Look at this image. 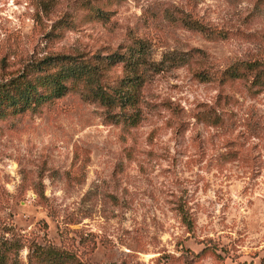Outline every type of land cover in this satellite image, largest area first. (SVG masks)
Listing matches in <instances>:
<instances>
[{
    "label": "rangeland",
    "instance_id": "1",
    "mask_svg": "<svg viewBox=\"0 0 264 264\" xmlns=\"http://www.w3.org/2000/svg\"><path fill=\"white\" fill-rule=\"evenodd\" d=\"M61 55L89 72L35 100ZM27 83L0 264H264V0H0V96Z\"/></svg>",
    "mask_w": 264,
    "mask_h": 264
},
{
    "label": "trees",
    "instance_id": "2",
    "mask_svg": "<svg viewBox=\"0 0 264 264\" xmlns=\"http://www.w3.org/2000/svg\"><path fill=\"white\" fill-rule=\"evenodd\" d=\"M108 58L111 60H120V56L117 54H108ZM67 59L61 71L55 74H47L46 82L50 87V91L46 94L38 95L35 97V100H43L50 96H59L65 89V84L63 80L67 77H75L77 75L86 74L89 72L88 67L85 64H79L77 62H72L66 55H61L57 57L56 60H64ZM64 62V61H61ZM4 85V84H1ZM32 85L27 83L22 87L18 88L17 91L10 92L9 89L7 94L0 96V105L4 102L8 105L18 104L19 107H24L31 97L30 95V87ZM93 95L101 102V103H109L111 100V96L105 91L103 87L99 84H96L93 89Z\"/></svg>",
    "mask_w": 264,
    "mask_h": 264
}]
</instances>
